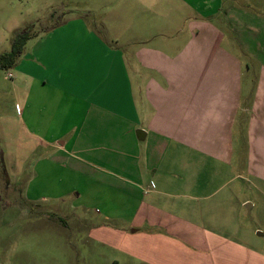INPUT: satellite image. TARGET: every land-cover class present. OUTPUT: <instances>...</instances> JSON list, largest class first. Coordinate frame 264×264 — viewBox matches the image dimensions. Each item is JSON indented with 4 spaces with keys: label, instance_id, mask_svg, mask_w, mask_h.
Instances as JSON below:
<instances>
[{
    "label": "crops",
    "instance_id": "crops-1",
    "mask_svg": "<svg viewBox=\"0 0 264 264\" xmlns=\"http://www.w3.org/2000/svg\"><path fill=\"white\" fill-rule=\"evenodd\" d=\"M103 1L9 74L25 199L75 198L149 264H264V0Z\"/></svg>",
    "mask_w": 264,
    "mask_h": 264
},
{
    "label": "rangeland",
    "instance_id": "rangeland-1",
    "mask_svg": "<svg viewBox=\"0 0 264 264\" xmlns=\"http://www.w3.org/2000/svg\"><path fill=\"white\" fill-rule=\"evenodd\" d=\"M102 1L0 0V54L11 50L14 30L30 25L40 35L65 19L84 16L104 30L111 18ZM9 74L15 77V68L0 71V264H149L141 235H115L114 224L87 212L75 198L25 199L35 159L19 128L21 98Z\"/></svg>",
    "mask_w": 264,
    "mask_h": 264
},
{
    "label": "trees",
    "instance_id": "trees-1",
    "mask_svg": "<svg viewBox=\"0 0 264 264\" xmlns=\"http://www.w3.org/2000/svg\"><path fill=\"white\" fill-rule=\"evenodd\" d=\"M57 26V25H56ZM35 25H30L26 28L16 29L12 33V48L9 52L0 54V71L10 70L17 66L19 60L24 54L26 44L39 36L34 31Z\"/></svg>",
    "mask_w": 264,
    "mask_h": 264
},
{
    "label": "built area",
    "instance_id": "built-area-1",
    "mask_svg": "<svg viewBox=\"0 0 264 264\" xmlns=\"http://www.w3.org/2000/svg\"><path fill=\"white\" fill-rule=\"evenodd\" d=\"M9 77H11V75H9Z\"/></svg>",
    "mask_w": 264,
    "mask_h": 264
}]
</instances>
